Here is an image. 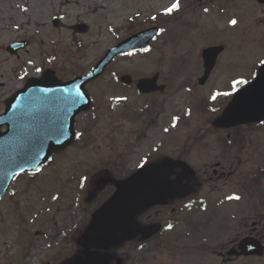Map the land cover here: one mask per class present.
I'll use <instances>...</instances> for the list:
<instances>
[{
    "label": "flooded vegetation",
    "instance_id": "flooded-vegetation-1",
    "mask_svg": "<svg viewBox=\"0 0 264 264\" xmlns=\"http://www.w3.org/2000/svg\"><path fill=\"white\" fill-rule=\"evenodd\" d=\"M243 2L245 6L246 3L252 6L253 25L250 29L264 26V3L258 4L256 0H199V6L191 8L190 16L193 18L185 22L184 27L198 32L212 45L223 44L224 53L232 52L236 44L242 43L243 28L247 27L242 14ZM233 19L237 20L235 26L230 24ZM253 38L262 41L264 35L254 34ZM183 39L191 40L187 42L191 44L195 38ZM190 55L193 67H160L156 70L153 74L157 76L156 88L162 91L140 93L136 82L122 84L120 77H116L117 83L110 82L113 85L109 88L94 85L96 89L89 90L92 99L97 94L107 97L108 92L110 98L102 103L94 102L91 112L76 119L75 131L83 145L84 139L95 138L108 147L109 156H99L94 166L95 170L106 172L96 179L97 188H114V182L128 177L145 160L149 164L172 158L185 162L190 168L176 169L171 179L179 180L193 192L170 199L139 215L137 222L144 232L131 242L101 251L108 256L106 264H195V247H198L201 258H215V264H255L256 260L236 255L239 243L246 238H255L264 245L261 238L264 232V196L256 197L246 212L231 218L239 220L234 224L227 222L225 213L231 212L224 211L227 206L238 208L239 205V202L225 203L224 200L242 196L244 188L263 187L260 181L263 176L253 175L259 169L250 162L256 157L263 160L264 148L253 155L254 149L250 145L259 140L254 132L256 128L264 127V122L230 128L217 126V120L231 98L223 95H217L216 100L211 98L213 94L229 90L233 78H246L250 73H257V68H243L237 63L231 65V60L226 62L230 66L223 68L226 59L222 54L214 69L204 78L202 59L196 57L198 51ZM174 60L172 56L171 65ZM160 61L165 63L167 58L162 57ZM178 99L183 102L181 109ZM90 113L96 114L91 121ZM103 129H108L105 134L101 133ZM100 163L103 167L99 166ZM117 171L123 173L116 175ZM244 171L250 173L246 181ZM252 195L250 192L246 196ZM79 196L80 192L76 191L73 197L75 207ZM215 203H222L219 211L212 209L203 218L201 208ZM61 209V206L49 207V210H54V215ZM198 219L203 220L199 222ZM76 222L83 224L82 218ZM58 225L61 223H56ZM198 227L203 230L198 231ZM228 232L230 240L225 237ZM45 250V256L59 253L67 260H51L45 264H68L70 258L83 256L85 251L81 247H46ZM4 258L8 259V256L0 251L1 264ZM20 260V257L14 259L10 256L6 264H29Z\"/></svg>",
    "mask_w": 264,
    "mask_h": 264
},
{
    "label": "rangeland",
    "instance_id": "rangeland-1",
    "mask_svg": "<svg viewBox=\"0 0 264 264\" xmlns=\"http://www.w3.org/2000/svg\"><path fill=\"white\" fill-rule=\"evenodd\" d=\"M162 1L164 0H0V110L3 109V102L9 94L21 85L23 75L39 74L35 72V68L42 71L47 68L55 70L61 79L89 71L109 47L130 33L132 29L129 27L143 30L156 25L157 21L152 17H156L157 11L165 5ZM188 32V35H193ZM22 37L30 39L31 43L29 52L21 53V58L17 61L9 57L5 48L12 41ZM74 37L79 39V45L74 43ZM167 46L169 44L165 38L158 39L150 44L147 52L117 59L110 65L112 72L94 85L109 88L113 85L109 81L110 74L116 72H129L136 76L153 73L156 68L163 67L159 63L160 53H166ZM247 46V49L237 53L242 62L252 51L255 60L264 57V45L262 47L261 43L254 42ZM177 52L185 53L186 49ZM164 67H172L170 59ZM190 67L188 65L184 68ZM94 85L90 90L96 89ZM108 95L110 96L109 92ZM94 99L100 103L104 100L99 94ZM178 101L181 109L183 102L181 99ZM107 130L103 129L101 133L105 134ZM256 138L259 140H255L253 147L258 149L259 143L264 139L262 128L256 130ZM90 141L91 145L84 150L78 149L82 145L78 142L64 154L55 157L34 176L17 178L11 187V193L0 203V251L8 256V259H3L2 264H6L10 256L20 257V261L26 260V263L31 264L30 259H26L28 247L40 242V237H43L42 233L35 236L36 231L46 233L50 230V238H56L60 234L53 224L47 226L28 223L29 220L35 221L43 217L44 201L40 199L42 196L49 200V196L63 194L60 190L54 191L51 181H55L54 185L60 188L64 179H72L77 177V174L78 178L80 175L87 177L80 194V208L83 213L93 209L96 203L88 196L101 172L87 168V165L97 162L99 156L109 154L104 142L95 138H90ZM70 162L71 167L68 166ZM99 166L103 167V164L100 163ZM46 185H49L45 190L47 194H41ZM66 198L65 193L60 201L63 202L65 213H68L72 209L69 208ZM16 208L21 210V213H17L20 214L18 218L12 211ZM72 245L62 243L61 247ZM39 247H44V244L38 245V249ZM198 254L195 253V256ZM55 257L60 260L64 256L57 253Z\"/></svg>",
    "mask_w": 264,
    "mask_h": 264
},
{
    "label": "water",
    "instance_id": "water-1",
    "mask_svg": "<svg viewBox=\"0 0 264 264\" xmlns=\"http://www.w3.org/2000/svg\"><path fill=\"white\" fill-rule=\"evenodd\" d=\"M155 31L153 28L141 32L108 50L88 76L63 83L56 79L53 72L47 71L40 79H29L24 89L7 102L5 113L0 115V128H7L5 132H0V199L15 175L36 170V164L24 161L26 152L38 151L37 163L40 166L47 162L51 154L72 142L74 117L86 110L89 104L84 85L97 78L116 56L132 49L145 48ZM64 89L67 91H61ZM77 92L82 97H76ZM73 98L79 102L72 105ZM262 107L264 105L251 98L245 105L233 108L230 115L237 120H259L262 114L259 109ZM61 126L62 133L57 131ZM57 138L60 143L56 142ZM174 166L173 162L166 161L146 167L121 182L113 197L92 216L79 243L84 247H107L116 239L133 238L138 232L135 217L151 204L177 194L179 188L168 181Z\"/></svg>",
    "mask_w": 264,
    "mask_h": 264
},
{
    "label": "snow or ice",
    "instance_id": "snow-or-ice-1",
    "mask_svg": "<svg viewBox=\"0 0 264 264\" xmlns=\"http://www.w3.org/2000/svg\"><path fill=\"white\" fill-rule=\"evenodd\" d=\"M180 4L179 0H176L175 3H172L170 7L165 8L164 14L165 15H170L172 14L175 10H178ZM207 11V9H205ZM153 20L156 19L155 16L152 17ZM230 24L235 26L237 24V20L233 19L230 21ZM161 31H163L161 29ZM160 33L157 32L156 35H159ZM150 39H155V36L150 37ZM143 51L147 52L149 51L148 48H142ZM132 53H128V55H131ZM259 66L264 69V59H261L259 61ZM42 69L40 68H35L36 73H40ZM79 87V86H77ZM40 91H48L45 89H41ZM61 91H67L66 89L61 90ZM260 92H264V71L257 72L255 74L250 73L248 77L246 78H233L231 81V84L229 86V90L224 91L222 93H217L212 95V100H216L217 95H223L225 97H230V104L231 105H237V106H242L245 105L250 101V99L257 95ZM76 97H82V94L77 92ZM79 100L77 98H73L71 100V104L74 105L78 103ZM215 111V109H213ZM175 127V124L173 125ZM57 131H60L62 133V126L60 129ZM167 131V129H165ZM57 143H60L61 141L59 138L56 140ZM39 156L38 151H28L24 155V161L27 163H34L36 164V171L39 172L42 169L39 167V164L37 163V157ZM147 161L145 160L144 163L138 165L139 167L143 168L144 164H146ZM87 180V177H84L81 179L79 187L84 188L85 187V181ZM55 199V197H53ZM229 199H236L239 200V196L235 197H229ZM169 228H171V225H169Z\"/></svg>",
    "mask_w": 264,
    "mask_h": 264
}]
</instances>
